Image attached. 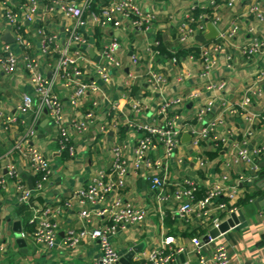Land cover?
<instances>
[{"label":"crops","instance_id":"0c3cea01","mask_svg":"<svg viewBox=\"0 0 264 264\" xmlns=\"http://www.w3.org/2000/svg\"><path fill=\"white\" fill-rule=\"evenodd\" d=\"M134 1L141 9L154 14L149 30L136 29L126 18L119 26L91 20L84 26L87 43L83 47L86 58L81 60L83 78L96 79L99 88L87 90L76 104H72L69 96L73 86L66 84L54 70V62L75 25L74 18L46 10L44 1L40 0L42 5L33 20L20 18L22 35L29 41V45L23 47L14 39L3 13L8 7L20 11L27 0H0V40L5 41L2 35L7 30L13 39L6 42L11 43L18 56L27 51L37 59L39 70L49 79L60 98L62 121L86 119L85 112L91 107V102H97L88 129L71 131V151L60 148L58 129L35 95V104L30 112L18 116L7 127L0 124V177H5V182L0 185V230L5 237L0 264H99L101 251L95 239L86 235L79 242L68 244L65 235L69 229L77 230L84 226L79 215L82 208L92 212L97 208V204L80 203L73 193L86 186L99 170L111 171L112 147L115 144L121 145L127 161L124 185L119 188V194L125 201L146 210L142 222L111 234L119 258L137 247L127 263L137 264L149 250L159 247L165 236L171 235L173 241L165 249L173 252L164 264H217L214 252L220 243L227 247L229 264L264 262V177L261 176L264 172V151L260 155L258 169L251 162L235 160L243 141L250 148L260 145L264 148V78L258 77L264 70V50L246 55L241 49L253 37L264 39V17L259 18L251 11L252 6L260 4L264 12V0H242L234 5H229L226 0H218L216 4L210 0ZM196 8H212L211 12L202 10L199 14H204L207 28L196 31L187 42H181L177 38L181 22L187 14L194 15ZM210 13L220 17L214 23L218 35L201 41L197 36L209 30ZM235 24L238 31L228 37L224 50L219 52L216 67L208 77L201 76V45L219 41L220 33ZM41 31L55 36L50 51L45 55L40 51ZM111 39L119 43L115 52L119 65L108 63L110 75L107 81H103L96 72L95 64L99 60L104 61L100 51L103 44ZM155 39L159 41L157 45L153 44ZM182 46H196L199 53L176 55V50ZM132 56L136 57L135 62ZM148 70L162 73L165 82L154 86L146 81ZM28 77V70L21 66L9 74L0 68V107L6 115L17 114L16 102L22 92H32ZM221 80L226 83L223 88L209 87L211 82ZM249 87L260 90V94L249 92ZM192 93L196 95L192 96ZM247 95L251 100L244 103ZM164 97H182L183 101L172 104L165 113H158ZM208 101H212V110L205 121L217 119L220 123L208 138L194 144L190 129L204 123L196 116ZM115 102H120L123 109L115 108ZM175 114L177 116L173 117ZM167 118L174 119V124L184 128L179 146L171 154H166L158 143L147 152L152 160L161 161L168 176L169 183L164 191H172L174 184L171 182L191 177L198 184L197 200L220 182L227 190H235L234 197L228 196L229 191L223 196L237 208L216 209V204H212L203 216L191 214L186 219L177 216L179 202L173 196L162 202L157 198V193L149 186L151 168L141 166L136 170L133 165V146L142 131L130 125V121L163 124ZM30 126L35 129L31 141L48 159L51 173L30 201L22 203L17 198L15 180L7 176L6 164L13 162L18 179L26 186H33L35 176L27 169V158L14 147L15 141L22 138ZM186 133L190 137H184ZM215 136L219 137L218 144ZM247 195L251 196L245 199ZM242 199L245 201L238 204ZM66 200H70L69 205L64 204ZM47 205L52 209L51 217L58 224L56 244L47 247L30 236L23 237L24 241L19 243L13 228L14 214L20 221L21 229L31 231L30 227L33 228L34 224L30 217L34 209ZM216 216L223 221L236 217L238 221L234 220L229 229L204 241V236L214 227L212 219ZM102 222L103 218L93 215L89 226L97 227ZM198 236L203 242L197 246L193 238Z\"/></svg>","mask_w":264,"mask_h":264},{"label":"built area","instance_id":"2783aa9c","mask_svg":"<svg viewBox=\"0 0 264 264\" xmlns=\"http://www.w3.org/2000/svg\"><path fill=\"white\" fill-rule=\"evenodd\" d=\"M45 9L50 12H59L65 16L74 18L75 25L69 32L68 40L59 52L54 62V70L58 72L64 79L66 84L73 86L69 100L72 104H76L87 90H97L98 81L96 79L83 78V70L81 60L85 57L83 47L87 43V36L83 28L91 20L99 24H112L119 26L124 18L128 19L138 30H149L154 21V14L145 11L139 7L134 0H43ZM229 5L242 0H226ZM212 4H216L218 0H210ZM40 0H27L20 11L8 7L5 9L3 16L8 25L12 28L14 39L23 47L29 45V41L22 35L20 18L33 20L37 15L40 6ZM251 11L259 18L264 17V12L260 4L252 6ZM220 19L218 15H214L211 22L215 23ZM207 28V20L204 14L196 17L193 13H189L186 19L181 22L179 34L177 38L181 42H187L196 31L205 30ZM253 29V27H250ZM238 31V25L235 24L220 33L219 41L201 45L200 59L202 63L201 76L208 77L216 67L219 60V52L224 50L228 37H232ZM43 32V31H41ZM54 34L43 32L40 44L42 54H48L54 41ZM159 41L155 39L154 45ZM73 46V49L70 47ZM119 46L116 39L105 42L100 51V57L104 61L99 60L95 64L98 76L107 81L110 75L108 63L114 66L119 65V60L115 56V52ZM242 52L246 55H253L264 50V39L261 37H253L249 42L242 46ZM230 58V56H228ZM132 61H136V57L132 56ZM19 66L28 70L29 82L32 92H22L19 100L16 102L17 114L6 115L0 107V124L7 127L11 122H15L18 116L30 112L35 104L34 95L39 105L44 106L49 113L51 120L58 129V142L61 149H73L70 143L71 131H86L89 124L93 121V107L97 104L95 100L91 102V107L85 112L86 119H71L64 123L61 115V101L57 93L53 90L49 79L39 70L37 59L30 55L27 51H23L18 56L14 51L11 43L0 40V68L5 73L14 72ZM264 78V70L258 75ZM145 80L154 86H160L165 82L166 78L162 73L154 70H148ZM226 85L224 80L211 82L209 87L223 88ZM249 92L260 94V90L249 87ZM192 96L196 93H192ZM251 100L250 95L245 96L244 103ZM182 97L163 98L159 104L158 113H165L174 103H181ZM136 104H133L135 106ZM115 108L122 110L120 102H115ZM212 110V101H208L206 105L201 107L197 112V119L204 122L200 127L191 126V133L194 144H200L203 139L208 138L215 129L220 120L213 119L205 121L207 115ZM177 115H173L176 117ZM130 125L135 126L142 131V134L136 138L133 146V165L135 169L141 166L151 168L149 175V186L157 193V198L162 202L173 196L179 206L176 208L177 216L188 219L189 215L196 214L198 217L203 216L212 204H216V209L234 210L237 208L235 204L222 199L228 188L223 183H215L208 189L207 193L195 199L198 184L191 177L182 178L180 181L171 182L174 188L170 193L164 191L165 186L169 183L168 176L162 168L159 160H152L147 152L159 144L163 146L166 154H171L173 150L180 144V136L183 126L174 124V119H169L163 124L151 122H134L130 121ZM35 129L30 126L25 135L15 141L14 147L27 158V169L36 177L33 186H26L18 179V172L13 162L6 164V172L9 178L15 180V188L17 198L22 203H28L35 191L40 190L44 183L48 180L51 173V167L48 159L40 151L33 141L32 136ZM218 144V136H215ZM263 146H255L250 148L246 141L239 146L238 153L235 156L236 161H248L258 169L259 158L263 153ZM203 162V160H202ZM127 171V161L124 157L120 144L112 147V169L109 173L99 170L92 180L86 185L74 191V196L80 203L89 202L97 204V208L91 210L82 208L79 211L80 217L84 221V226L80 229H69L65 235V241L68 244L79 242L86 235H90L98 242L101 255L99 264H119V252L111 240V234L118 229H124L129 225L140 223L144 220L146 210L135 204L125 201L119 194V188L124 185V176ZM226 177V176H224ZM244 178V175H240ZM251 179V178H249ZM5 182V177H0V185ZM3 186V185H2ZM228 196L234 197L235 190L229 191ZM65 205L70 204V200L64 202ZM51 207L49 205L34 209L30 220L33 222V230L27 231L21 229L20 237L30 236L37 243L47 247H53L56 244L57 221L51 217ZM93 215L103 218L100 226L90 227L89 224L93 220ZM223 220L220 216L213 217V226H219ZM173 241V236H165L159 247L149 250L144 258L137 264H164L171 258L172 250H166L165 246ZM195 245H199L202 241L200 236L194 237ZM5 248V237L0 230V251ZM181 247L180 249H182ZM214 260L217 264H229V255L227 247L224 243L218 244L214 252ZM239 264H264V262H250Z\"/></svg>","mask_w":264,"mask_h":264},{"label":"water","instance_id":"95a60500","mask_svg":"<svg viewBox=\"0 0 264 264\" xmlns=\"http://www.w3.org/2000/svg\"><path fill=\"white\" fill-rule=\"evenodd\" d=\"M208 26H209V30L207 32L197 36V38H199L201 41H204L206 39L215 38L218 35V29L213 22H209ZM2 38L5 41H10L13 39L11 37V35H9L7 30L2 35ZM89 52L92 54L91 50H89ZM44 111L47 112L46 108H44ZM185 136L190 137V134L186 133V134H184V137ZM261 176L264 177V172H262ZM14 217H15V220L13 222V228L16 231L18 242L22 244V242L24 241V238L19 236V232L21 230L20 221L17 219L15 214H14ZM234 220L238 221V218H236V217L234 219L231 218L229 220L221 222L219 226L211 228L209 233L204 236L203 240L208 241L211 237H215V236L219 235L220 232L226 231L227 229H229V227L231 225H234ZM203 240H202V242H203ZM137 250H138L137 247H133L131 250L128 251V253L121 256L119 258V264H127L128 260L133 256L134 252Z\"/></svg>","mask_w":264,"mask_h":264},{"label":"trees","instance_id":"16d2710c","mask_svg":"<svg viewBox=\"0 0 264 264\" xmlns=\"http://www.w3.org/2000/svg\"><path fill=\"white\" fill-rule=\"evenodd\" d=\"M202 10H205V11H209V12H211V10H212V8H196L195 9V13H194V16H196V17H199V14H200V12H202ZM209 19H213V16H212V13H210V16H209ZM157 39H160V41H161V38L158 36L157 37ZM200 43V42H199ZM160 46H161V43H160ZM159 46V47H160ZM189 52H194V53H199V48L198 47H196V46H192V47H187V48H185V47H180V49H177L176 50V55H186V54H188ZM34 180H36V177H35V179ZM251 195H247L246 197H245V199H247L248 197H250ZM221 198H225L224 196H222ZM227 198H225V200H226ZM245 199H242V200H239L238 201V204L239 203H242V201H245ZM228 200V199H227ZM31 229L30 230H33V228L32 227H30Z\"/></svg>","mask_w":264,"mask_h":264}]
</instances>
